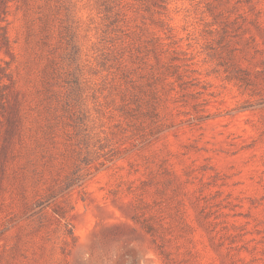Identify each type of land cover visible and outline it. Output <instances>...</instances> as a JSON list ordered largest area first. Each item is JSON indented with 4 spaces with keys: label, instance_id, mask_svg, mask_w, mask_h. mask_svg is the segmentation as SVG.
<instances>
[{
    "label": "rangeland",
    "instance_id": "1",
    "mask_svg": "<svg viewBox=\"0 0 264 264\" xmlns=\"http://www.w3.org/2000/svg\"><path fill=\"white\" fill-rule=\"evenodd\" d=\"M73 2L0 0V264H264V0Z\"/></svg>",
    "mask_w": 264,
    "mask_h": 264
},
{
    "label": "trees",
    "instance_id": "2",
    "mask_svg": "<svg viewBox=\"0 0 264 264\" xmlns=\"http://www.w3.org/2000/svg\"><path fill=\"white\" fill-rule=\"evenodd\" d=\"M50 0H44V5H49ZM53 3H51L49 5V7L51 8L52 6V10L50 9V11H57L59 10L60 8H63L66 15H67V18H68V15H69V20L71 19L70 16H71V11L70 9L74 6V2L73 0H52ZM47 2V3H46ZM47 14H44V17H46ZM63 27V32L62 33H65V32H68V27H67V23L65 24V26H62ZM64 35V34H63Z\"/></svg>",
    "mask_w": 264,
    "mask_h": 264
}]
</instances>
